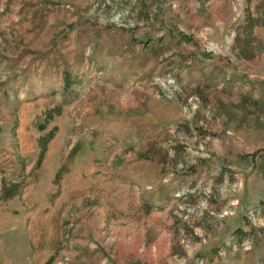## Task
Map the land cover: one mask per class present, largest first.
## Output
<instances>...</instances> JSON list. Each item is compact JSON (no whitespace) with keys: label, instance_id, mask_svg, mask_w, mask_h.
I'll return each instance as SVG.
<instances>
[{"label":"rangeland","instance_id":"obj_1","mask_svg":"<svg viewBox=\"0 0 264 264\" xmlns=\"http://www.w3.org/2000/svg\"><path fill=\"white\" fill-rule=\"evenodd\" d=\"M264 0H0V264H264Z\"/></svg>","mask_w":264,"mask_h":264},{"label":"trees","instance_id":"obj_2","mask_svg":"<svg viewBox=\"0 0 264 264\" xmlns=\"http://www.w3.org/2000/svg\"><path fill=\"white\" fill-rule=\"evenodd\" d=\"M263 169H264V160H263Z\"/></svg>","mask_w":264,"mask_h":264}]
</instances>
